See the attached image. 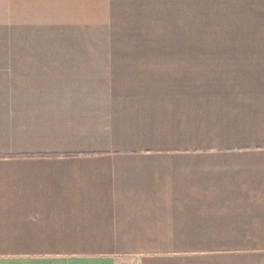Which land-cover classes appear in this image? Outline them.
<instances>
[{
	"label": "crops",
	"instance_id": "obj_1",
	"mask_svg": "<svg viewBox=\"0 0 264 264\" xmlns=\"http://www.w3.org/2000/svg\"><path fill=\"white\" fill-rule=\"evenodd\" d=\"M6 5L35 34L184 16ZM198 20V49H0V264H264V0H199Z\"/></svg>",
	"mask_w": 264,
	"mask_h": 264
},
{
	"label": "rangeland",
	"instance_id": "obj_2",
	"mask_svg": "<svg viewBox=\"0 0 264 264\" xmlns=\"http://www.w3.org/2000/svg\"><path fill=\"white\" fill-rule=\"evenodd\" d=\"M158 1L159 5L170 3L169 9L174 7V12L183 11L184 16L175 21L169 19L168 26L136 24L135 18H120L116 24L108 26H43L42 34H35L32 31L37 27L8 26L6 0H0V49H198L199 0ZM174 34L176 41L151 40ZM120 264H136V261L127 257L120 260Z\"/></svg>",
	"mask_w": 264,
	"mask_h": 264
}]
</instances>
